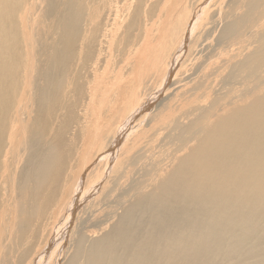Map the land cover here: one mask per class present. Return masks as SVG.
<instances>
[{"label":"bare ground","instance_id":"bare-ground-1","mask_svg":"<svg viewBox=\"0 0 264 264\" xmlns=\"http://www.w3.org/2000/svg\"><path fill=\"white\" fill-rule=\"evenodd\" d=\"M0 264H264V0H0Z\"/></svg>","mask_w":264,"mask_h":264}]
</instances>
